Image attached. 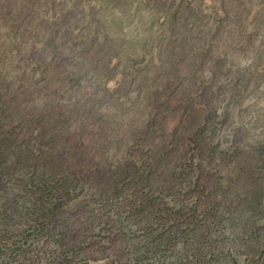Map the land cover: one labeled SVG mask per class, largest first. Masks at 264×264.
Returning a JSON list of instances; mask_svg holds the SVG:
<instances>
[{
    "label": "rangeland",
    "instance_id": "obj_1",
    "mask_svg": "<svg viewBox=\"0 0 264 264\" xmlns=\"http://www.w3.org/2000/svg\"><path fill=\"white\" fill-rule=\"evenodd\" d=\"M40 49L63 61L47 77L39 71L42 87L81 102L86 125L88 109L129 117L158 88L167 108L153 141L184 140L167 167L184 179L201 168L214 176L220 152L244 156L264 141V0H0V106L2 89L22 87L23 62ZM16 122L0 113V129ZM188 189L186 179L161 197L190 204ZM43 195L0 166V264H155L133 259L151 228L119 200L90 190ZM40 202L54 211L39 217Z\"/></svg>",
    "mask_w": 264,
    "mask_h": 264
},
{
    "label": "trees",
    "instance_id": "obj_2",
    "mask_svg": "<svg viewBox=\"0 0 264 264\" xmlns=\"http://www.w3.org/2000/svg\"><path fill=\"white\" fill-rule=\"evenodd\" d=\"M39 51L23 62L17 77L22 87L2 89L0 113L11 123L21 121L0 129V166L6 174L41 184L47 199L62 201L74 190H90L107 202L119 200L136 221L144 220L151 228L150 239L133 253L138 263L145 258L155 264H229L231 258L235 264H264V141L251 145L244 156L240 150L220 152L214 176L201 168L184 179L177 165L167 171L184 140L177 136L161 144L153 141L156 124L163 123L158 118L167 108V100L157 101L158 88H152L129 117L88 109L92 120L86 125L81 102L69 106L63 93L42 87L39 71H47V77L63 61L57 56L48 61L42 58L45 49ZM34 85L37 88H30ZM39 137L42 146L36 142ZM103 139L107 151L99 155L97 145H103ZM186 179L190 204L161 197ZM39 209V217L54 211L45 204ZM163 249L169 254L158 260Z\"/></svg>",
    "mask_w": 264,
    "mask_h": 264
}]
</instances>
